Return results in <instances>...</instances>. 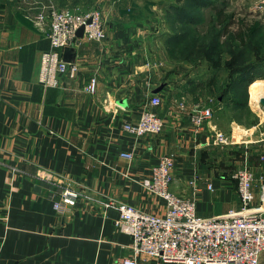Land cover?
Here are the masks:
<instances>
[{"label":"crops","instance_id":"crops-1","mask_svg":"<svg viewBox=\"0 0 264 264\" xmlns=\"http://www.w3.org/2000/svg\"><path fill=\"white\" fill-rule=\"evenodd\" d=\"M59 5L60 0H0V264H117L132 256V237L118 227L119 210L108 204L126 202L164 214L165 201L142 181L166 154L175 157L171 190L195 200L200 215L239 209L233 175L243 166L254 172L259 204L264 110L253 105L255 78L245 99L235 97L229 106L244 104L256 124L247 126L230 113L222 122L219 114L231 93H209L208 100L217 102L213 118L197 128L191 113L203 105V81L178 78L169 55L156 58L152 26L122 27L121 17L102 11L106 38L79 37L61 50L79 71L64 75L59 87H45L39 70L51 44L32 18ZM250 75L264 81L261 70ZM152 96L161 97L162 131L136 136L125 130V122L139 121ZM219 133L228 143L217 141ZM65 187L79 192L74 203L61 199ZM138 264L185 263L147 257Z\"/></svg>","mask_w":264,"mask_h":264},{"label":"built area","instance_id":"built-area-1","mask_svg":"<svg viewBox=\"0 0 264 264\" xmlns=\"http://www.w3.org/2000/svg\"><path fill=\"white\" fill-rule=\"evenodd\" d=\"M42 28L51 48L43 51L39 81L45 87H59L64 75L75 77L79 71L76 63L68 61L61 50L72 45L78 31L84 27L82 37L102 41L107 36V25L102 12L93 9L74 11L51 7L32 18ZM97 78L93 77L87 90L94 92ZM161 97L152 96L144 104L136 123L125 122V130L136 136L160 133L164 119L159 113ZM191 118L201 128L213 118L211 107L197 104L192 108ZM219 143H228L223 133L217 136ZM121 155L133 158V153ZM175 157L163 155L152 169L151 176L142 185L160 196L166 204L164 214L147 212L126 202H110L119 210L118 227L131 235L133 255L121 258L117 264H138L141 258L177 261L185 264H261L264 252V184L260 202L255 204V175L248 167L239 168L233 175L241 198L239 209L203 216L198 212L195 200L177 195L171 190ZM211 187V185H210ZM79 192L67 187L61 192L64 202L74 203Z\"/></svg>","mask_w":264,"mask_h":264},{"label":"rangeland","instance_id":"rangeland-1","mask_svg":"<svg viewBox=\"0 0 264 264\" xmlns=\"http://www.w3.org/2000/svg\"><path fill=\"white\" fill-rule=\"evenodd\" d=\"M56 7L79 12L97 9L108 17L114 14L121 17L122 27L143 25L147 29L152 26L159 49L156 58L160 60L169 55L178 78L184 75L190 81L199 79L203 83L216 78L220 83L215 93L209 89L201 92L203 105L211 107L215 103L216 99L208 100L209 93L225 98L230 92L228 107L219 114L221 121L228 119L230 113L247 126L257 123L244 104L229 105L236 98L240 101L248 95L249 85L239 84L244 67L264 72V0H60ZM217 11L230 14L232 23L220 24ZM240 19L247 23L258 20L262 26L245 43L235 33ZM256 80L252 85V98L253 86L264 84L263 80ZM253 103L255 105L254 98ZM262 108L264 110V106ZM259 135L260 130L253 136L258 138Z\"/></svg>","mask_w":264,"mask_h":264},{"label":"trees","instance_id":"trees-1","mask_svg":"<svg viewBox=\"0 0 264 264\" xmlns=\"http://www.w3.org/2000/svg\"><path fill=\"white\" fill-rule=\"evenodd\" d=\"M217 17H218L220 24L224 23L228 25L232 23L231 15L228 13H224L223 11H217ZM238 22H239L238 31L235 33L242 43H245L248 37L255 35L259 31V29L262 27L261 22L258 20L253 21L251 23H247L245 19H240ZM251 71H252L251 68H248V67L243 68L242 74H240L241 77H239L240 78L239 84L243 83V84L249 85V83L252 82L253 77L250 75ZM217 85H218V82L216 78H212L209 82L204 83V86L207 89L211 90L212 92L216 91Z\"/></svg>","mask_w":264,"mask_h":264},{"label":"bare ground","instance_id":"bare-ground-1","mask_svg":"<svg viewBox=\"0 0 264 264\" xmlns=\"http://www.w3.org/2000/svg\"><path fill=\"white\" fill-rule=\"evenodd\" d=\"M261 95H264V84H256L254 86V92H253V98H254V101H255V105H257L259 107L260 104V97ZM261 108L263 106H260ZM263 109V108H262Z\"/></svg>","mask_w":264,"mask_h":264},{"label":"water","instance_id":"water-1","mask_svg":"<svg viewBox=\"0 0 264 264\" xmlns=\"http://www.w3.org/2000/svg\"><path fill=\"white\" fill-rule=\"evenodd\" d=\"M83 34H84V27H81V28L79 29V31H78V36H79V37H82ZM260 102H261V104L264 106V97H262V98L260 99Z\"/></svg>","mask_w":264,"mask_h":264}]
</instances>
